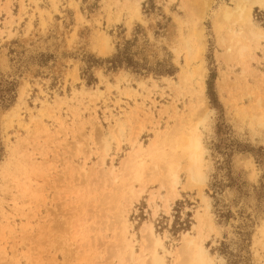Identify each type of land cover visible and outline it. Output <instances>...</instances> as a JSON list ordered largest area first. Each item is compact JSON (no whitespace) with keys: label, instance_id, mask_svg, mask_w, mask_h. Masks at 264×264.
<instances>
[{"label":"rangeland","instance_id":"1","mask_svg":"<svg viewBox=\"0 0 264 264\" xmlns=\"http://www.w3.org/2000/svg\"><path fill=\"white\" fill-rule=\"evenodd\" d=\"M242 1L259 40L223 20L241 0H0V264H153L146 224L180 264L197 216L212 264H264V0ZM188 124L205 179L182 162L174 192L147 154Z\"/></svg>","mask_w":264,"mask_h":264},{"label":"bare ground","instance_id":"2","mask_svg":"<svg viewBox=\"0 0 264 264\" xmlns=\"http://www.w3.org/2000/svg\"><path fill=\"white\" fill-rule=\"evenodd\" d=\"M197 1H200L202 5L206 6L208 0H197ZM247 4L245 1L241 0V2L236 6L237 8L235 13H232L229 10L224 12L223 20L227 23L231 19H234V22L237 23L238 22L243 24L247 23L250 26V29L248 31L250 38L252 40H259L263 36H260L256 31H254V26L252 25V19H251L252 11L251 8L250 9L248 8ZM243 38H244L243 34L240 33L238 35H232V39H231L234 40L232 49L235 50L240 60H244L246 58L248 51V47H246L242 43ZM198 124H188L187 127L183 129L181 128L182 130L180 131L175 130L176 132L173 134V136L172 134H170L172 138L168 140L167 143V147L169 148V153L165 154L163 150L155 149L148 151L149 153L147 154L145 150L141 146H139L135 151V153L133 154V156L128 155L129 157L125 160V169H127L129 177H131L132 180L141 184L143 179L144 163L139 159L147 154L152 160L153 173L157 170L163 173L164 176L169 179L167 180L169 181V187L174 192L176 191V187L179 184V173L181 170L182 162L183 163L185 162L184 165L185 169L184 168L183 169L187 172L188 182L191 184V186L203 184L205 179L204 151L201 143L202 137L198 130ZM163 142L165 143V141ZM149 180H151V178ZM173 195L176 196V193H174ZM134 198L137 200L136 196ZM169 203L170 201L167 200L165 201L164 204L165 209L167 211H169L170 209ZM197 223L198 224H195L193 226V230L195 231V234H192L190 232L185 233L182 236L181 245L175 250V255H177V257L179 258L180 264H212L213 258L211 259L203 244L204 239L202 235L203 234L202 228L204 224L202 223V220L200 219L199 216H197ZM207 227L208 229H210V231H213V228L209 224ZM128 229H129L128 223L125 219H123L122 238L123 241L125 242L126 249H129L131 255H133L135 252L133 249V242L131 240H127ZM142 230L143 233H145V237L143 238V241H145V243L147 240L150 241L151 249L150 248L148 249L145 248V249L146 252L147 250L150 249L148 252L151 256L150 258L151 262L153 264H165V257L161 256L159 252L160 250L161 251L165 250L163 238L155 233V230L151 224H146ZM168 254L171 255L172 253L168 252Z\"/></svg>","mask_w":264,"mask_h":264},{"label":"trees","instance_id":"3","mask_svg":"<svg viewBox=\"0 0 264 264\" xmlns=\"http://www.w3.org/2000/svg\"><path fill=\"white\" fill-rule=\"evenodd\" d=\"M117 64H119V62L118 63L117 62L114 63V65H117ZM209 89L212 91L211 86L209 87ZM210 95L213 96V93L211 92Z\"/></svg>","mask_w":264,"mask_h":264}]
</instances>
